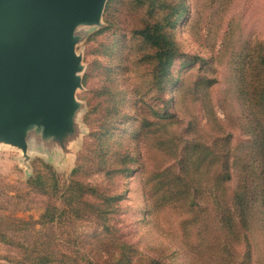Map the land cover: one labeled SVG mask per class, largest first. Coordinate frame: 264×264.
<instances>
[{"label":"rangeland","instance_id":"obj_1","mask_svg":"<svg viewBox=\"0 0 264 264\" xmlns=\"http://www.w3.org/2000/svg\"><path fill=\"white\" fill-rule=\"evenodd\" d=\"M180 5L186 8L183 19L168 31L180 52L172 75L180 82L211 83L206 102L222 121L225 115L235 119L234 142L250 139L239 130L240 123L246 128L245 121H238L250 109L238 90H227L235 86V70L255 65L256 53L264 49V0H157L154 6L149 0H106L98 24L73 26L80 85L71 117L55 130L52 125L44 130L41 119L28 127L25 152L0 144V264H33L35 255L46 256L50 264H116L120 259L119 264H264L261 205L245 230L236 221L238 237L221 231L224 222L213 210L203 213L183 197L170 202L163 197L167 179L158 174L174 162L172 145L165 149L155 139L136 138L138 118L154 122L163 100H171L169 113L178 111L188 122L199 119L203 126L207 122L193 95L178 106L179 85L159 94L152 83L155 50L136 34ZM249 53L251 60L244 62ZM125 169L129 171L120 173ZM37 177L40 183H29ZM149 178L152 185L159 184L160 196L149 197ZM71 181L94 194L93 202L118 196L116 212L105 225L69 223L71 212L54 189L61 196ZM51 204L65 217L41 225Z\"/></svg>","mask_w":264,"mask_h":264},{"label":"trees","instance_id":"obj_2","mask_svg":"<svg viewBox=\"0 0 264 264\" xmlns=\"http://www.w3.org/2000/svg\"><path fill=\"white\" fill-rule=\"evenodd\" d=\"M149 1L154 6L157 0ZM185 12V6L180 5L169 14H165L161 21L145 26L136 34L144 44L155 50L153 60L156 64L152 83L159 94L163 95L169 85H179L178 106L193 95V102L203 108L207 122L203 126L196 118L189 122L185 121L186 118H181L178 111L168 112L170 99L163 100L161 110L154 112V122L150 117L138 118L141 126L136 138L145 142L155 139L157 143L159 142L158 145L161 144L165 149L166 146L172 145L170 153L174 162L161 168L158 174L161 178L167 179L163 192L165 200L170 202L183 197L184 201H191L190 207H201L203 213L213 210L215 217L220 218L221 225L222 221L224 222L221 231L236 238L239 233L236 221L240 224L239 227L245 230L257 205L264 209V49L256 53L255 65L245 64L241 70H235L236 78L233 80L235 86L227 90L229 92L238 90V97L245 99L247 103L245 106L250 109L248 116L238 119L240 122L245 121L246 128L240 123L239 130L244 131L250 139L236 143L232 130L238 125H233L235 119L225 115V120L222 121L206 102L207 88H210L211 83L207 80L197 82L194 79L180 82V79L172 75V66L180 52L168 31L176 30ZM251 54L246 55L244 62L251 60ZM141 115L142 112L139 116ZM173 126L180 128L172 132L173 135L167 136L166 131ZM210 127L211 130L218 129L220 134L215 136L211 130L208 131ZM157 134L159 136L155 138ZM177 141L181 144L180 147L177 146ZM143 162V172L148 175L150 174L148 160ZM127 171L129 170L125 169L120 173ZM198 172L201 176L197 174ZM195 174L197 178H194ZM40 179L41 177L32 178L29 183H40ZM145 183L149 187L150 198L160 196L159 184L152 185L150 178ZM57 189H54V193L58 195V200L62 199L61 203L63 202L71 212L72 218L69 220L71 224L83 220L98 221L105 225L116 212L118 196H109L102 204L93 202L90 199H94V194L86 191L89 200L85 198L83 184L77 181H71L61 196ZM201 200H204V206ZM65 213L56 204H51L41 216L40 224L58 223L61 217H65ZM45 258L46 256L35 255L33 264H50ZM120 260L116 264H119Z\"/></svg>","mask_w":264,"mask_h":264},{"label":"water","instance_id":"obj_3","mask_svg":"<svg viewBox=\"0 0 264 264\" xmlns=\"http://www.w3.org/2000/svg\"><path fill=\"white\" fill-rule=\"evenodd\" d=\"M106 0H0V144L70 118L80 85L73 26L98 24ZM70 116V117H69Z\"/></svg>","mask_w":264,"mask_h":264},{"label":"crops","instance_id":"obj_4","mask_svg":"<svg viewBox=\"0 0 264 264\" xmlns=\"http://www.w3.org/2000/svg\"><path fill=\"white\" fill-rule=\"evenodd\" d=\"M11 147V146H10Z\"/></svg>","mask_w":264,"mask_h":264}]
</instances>
